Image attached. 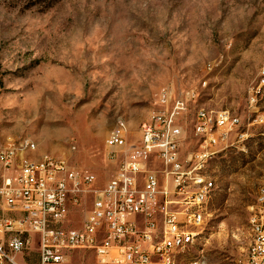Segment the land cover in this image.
<instances>
[{
	"label": "rangeland",
	"instance_id": "rangeland-1",
	"mask_svg": "<svg viewBox=\"0 0 264 264\" xmlns=\"http://www.w3.org/2000/svg\"><path fill=\"white\" fill-rule=\"evenodd\" d=\"M178 99L182 159L198 149L199 109L239 119L231 142L203 161L213 189L179 264H242L264 187V0H0V140L24 158L63 159L99 190L117 168L105 146L117 121L135 142L139 124ZM150 168L162 176L159 160ZM92 200L74 206L70 226ZM36 249L25 264H37ZM63 264L98 263L77 249Z\"/></svg>",
	"mask_w": 264,
	"mask_h": 264
},
{
	"label": "built area",
	"instance_id": "built-area-1",
	"mask_svg": "<svg viewBox=\"0 0 264 264\" xmlns=\"http://www.w3.org/2000/svg\"><path fill=\"white\" fill-rule=\"evenodd\" d=\"M185 108L178 99L169 111L152 114L135 142L116 124L105 146L117 168L99 190L92 189V174L63 159L45 157L33 165L22 147L0 140V264H25L34 242L38 264H63L77 249L92 251L98 264H173L205 222L213 182L202 161L230 143L239 124L227 111L199 109L193 122L198 149L182 159L177 120ZM153 159L163 167L161 177L150 168ZM90 193L82 225L70 226L74 206ZM249 214L248 230L258 227V236L249 237L242 264H264V189L257 190Z\"/></svg>",
	"mask_w": 264,
	"mask_h": 264
},
{
	"label": "bare ground",
	"instance_id": "bare-ground-1",
	"mask_svg": "<svg viewBox=\"0 0 264 264\" xmlns=\"http://www.w3.org/2000/svg\"><path fill=\"white\" fill-rule=\"evenodd\" d=\"M150 117L144 121H149ZM143 122V121H142ZM117 125L119 130L122 131H126L124 122L122 120H118L117 121ZM141 125V123L139 124ZM106 140H108V137L106 138ZM46 157V159H58V158H53V157H48V156H43L39 159H34L31 160V164L33 165H40L41 162H43V159ZM202 166H203V161H202ZM259 189H264V187H261ZM250 223V215L248 218V222L247 225ZM201 230H196L194 231V233L192 235H190V243H187L184 251H179L177 252V255L175 256V258H173V264H179L180 260H181V255L186 251V249L194 242L195 238L198 236V233H200ZM258 236V227H251L249 230V237H257ZM246 254H250V247H248Z\"/></svg>",
	"mask_w": 264,
	"mask_h": 264
},
{
	"label": "crops",
	"instance_id": "crops-1",
	"mask_svg": "<svg viewBox=\"0 0 264 264\" xmlns=\"http://www.w3.org/2000/svg\"><path fill=\"white\" fill-rule=\"evenodd\" d=\"M9 215H11V216H15V214L14 213H10ZM33 239H34V237H33ZM34 241H35V239H34ZM33 245H36V243L34 242V244ZM32 245V246H33ZM36 247H37V245H36ZM36 252H37V249H36ZM38 255V254H37ZM38 257V256H37ZM37 264H38V261H37Z\"/></svg>",
	"mask_w": 264,
	"mask_h": 264
}]
</instances>
